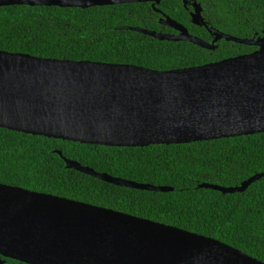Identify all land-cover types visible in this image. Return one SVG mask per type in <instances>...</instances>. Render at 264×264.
<instances>
[{"label":"water","instance_id":"water-1","mask_svg":"<svg viewBox=\"0 0 264 264\" xmlns=\"http://www.w3.org/2000/svg\"><path fill=\"white\" fill-rule=\"evenodd\" d=\"M170 0H0V7L89 9ZM191 23L213 37L189 34L167 16L176 34L124 27L158 41L215 50L222 39L256 47L253 53L203 66L155 71L131 65L41 59L0 51V128L83 145L144 148L264 133V36L239 39L209 27L196 0ZM60 157L61 153L57 152ZM67 169L107 184L167 193L63 159ZM264 177L236 187L242 193ZM0 257L23 264H263L218 240L73 200L0 184ZM0 264L4 261L0 259Z\"/></svg>","mask_w":264,"mask_h":264},{"label":"trees","instance_id":"trees-1","mask_svg":"<svg viewBox=\"0 0 264 264\" xmlns=\"http://www.w3.org/2000/svg\"><path fill=\"white\" fill-rule=\"evenodd\" d=\"M205 23L239 38L264 36V0H196ZM89 9L0 7V51L41 59L120 64L155 71L203 66L253 53L256 47L222 39L215 50L188 42L158 41L121 30L141 28L176 34L163 27L167 16L206 42V28L191 23L180 0ZM60 152L62 157L58 155ZM76 161L114 178L164 186L160 193L107 184L73 169ZM264 173V133L252 136L115 148L31 136L0 128V184L113 210L212 238L264 264V177L242 193L222 194L200 184L240 186ZM4 264H23L4 259Z\"/></svg>","mask_w":264,"mask_h":264},{"label":"flooded vegetation","instance_id":"flooded-vegetation-1","mask_svg":"<svg viewBox=\"0 0 264 264\" xmlns=\"http://www.w3.org/2000/svg\"><path fill=\"white\" fill-rule=\"evenodd\" d=\"M190 1L193 2V0H190ZM188 6H190V5H188ZM190 7H191V6H190ZM191 9H192V7H191ZM212 40H213V37H212ZM218 42H219V41H218ZM216 44H217V43H216ZM216 44H215V45H216ZM3 261H4V260H3ZM4 262H5V261H4Z\"/></svg>","mask_w":264,"mask_h":264}]
</instances>
